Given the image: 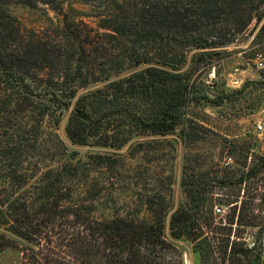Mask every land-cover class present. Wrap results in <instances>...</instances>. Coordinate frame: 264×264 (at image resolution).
Masks as SVG:
<instances>
[{
    "label": "trees",
    "instance_id": "obj_1",
    "mask_svg": "<svg viewBox=\"0 0 264 264\" xmlns=\"http://www.w3.org/2000/svg\"><path fill=\"white\" fill-rule=\"evenodd\" d=\"M15 6L59 14L56 33H24ZM263 18L264 0H0V255L15 252L16 264H180L178 241L207 254L208 234L225 227L213 208L200 222L215 181L183 161L184 202L173 211L174 164H132L161 146L176 151L171 141L133 142L123 154L69 143L120 151L177 131L183 147L198 142L206 128L194 110L225 99L204 81L211 59ZM259 43L264 23L250 48ZM256 161L235 184L264 168ZM255 264H264V235Z\"/></svg>",
    "mask_w": 264,
    "mask_h": 264
},
{
    "label": "rangeland",
    "instance_id": "obj_2",
    "mask_svg": "<svg viewBox=\"0 0 264 264\" xmlns=\"http://www.w3.org/2000/svg\"><path fill=\"white\" fill-rule=\"evenodd\" d=\"M11 11L21 31L33 32L38 37L55 34L56 24L61 20L59 14L49 9L43 14L15 6ZM256 30L251 36H245L247 40L243 43L219 48L223 53L211 59L212 66L204 81L209 85L211 93L223 92L225 99L220 107L194 110L196 119L206 128L201 140L186 148L182 146L180 151V144L173 137L153 139L151 141H171L177 150L172 151V146H161L156 152L139 154L132 161L133 165L152 162L151 165L161 171L174 164L176 182L179 163L181 167L185 161L203 179L215 181L206 195V208L202 209L200 222L204 224L203 220L210 216L211 208H224L225 217L221 221L222 226H225L221 231L224 235L212 237L208 234L211 248L207 254L194 251L193 243L178 241L176 246L180 249V264H255L258 243L264 235V168L259 169L254 178L243 184L234 182L241 173L258 164L257 158H264V130L255 133L253 129L256 119L264 121V88L256 85L264 82V43L250 48L251 38ZM257 62H262L263 68L258 69ZM236 91L240 92L235 94ZM177 133L172 136L176 137ZM141 141L145 140L137 139L135 142ZM74 149L81 153H103L94 149ZM169 152L175 154V158H170ZM228 157L231 161L227 164L225 158ZM220 181L225 184L219 185ZM176 202H184L177 184L174 188V207ZM232 218L233 223L230 224ZM243 219L252 225H241ZM219 222L217 219L215 225L219 226ZM241 249L245 251L244 254L238 252ZM235 251L238 253L235 254ZM17 262L18 256L13 251L0 255V264Z\"/></svg>",
    "mask_w": 264,
    "mask_h": 264
},
{
    "label": "water",
    "instance_id": "obj_3",
    "mask_svg": "<svg viewBox=\"0 0 264 264\" xmlns=\"http://www.w3.org/2000/svg\"><path fill=\"white\" fill-rule=\"evenodd\" d=\"M263 23H264V18H263L262 21L260 22V24H259V26H258L256 32H255L254 35L252 36L251 40L254 39L255 35H256L257 32L259 31V29L261 28V26L263 25ZM251 40H250V41H251ZM150 66H152V65H145V66H142V67H140V68H138V69H136V70H132V71L126 73V74H123V75L119 76L118 78L123 77V76H126V75H129V74H131V73H133V72H135V71H137V70H141V69H144V68H147V67H150ZM99 86H100V85H96V86H93V87L88 88V89H86V90H82V91H80V92L76 95V98H77V96H79L80 94H82V93H84V92H87V91H89V90H91V89L97 88V87H99ZM66 120H67V117H66L65 120L63 121V124H62V126H61V132H62L63 137L67 140V138H66V136H65V133H64V126H65ZM167 137H173V138L177 139V137H174V136H157V137H148V138H141V139H143V140H153V139L167 138ZM141 139H139V140H141ZM177 140H178V139H177ZM67 141H68V140H67ZM135 141H136V140H132L131 142H129V143L125 146V148H123L122 150H126V149L130 146V144L133 143V142H135ZM179 144H180V151H181V147H182L181 142H180ZM69 145L72 146L73 148H82V149H85V150H86V149H92V150L94 149V150H100V151H103V152H119V151L107 150V149H102V148L74 146V145H72V144H70V143H69ZM122 150H120V151H122ZM180 160H181V156H180ZM178 169H179V170H178V177H177V182H176V184H177V188L179 189L180 175H181V167H180V163H179V168H178ZM176 201H177V200H176ZM177 205H178V204H177V202H176L173 211L176 209ZM173 211H172V212H173Z\"/></svg>",
    "mask_w": 264,
    "mask_h": 264
},
{
    "label": "built area",
    "instance_id": "obj_4",
    "mask_svg": "<svg viewBox=\"0 0 264 264\" xmlns=\"http://www.w3.org/2000/svg\"><path fill=\"white\" fill-rule=\"evenodd\" d=\"M257 68L261 69L263 68V63L262 62H257ZM263 112H264V107H263ZM253 129L255 133H261L264 130V121L261 118H258L255 120L254 124H253ZM227 164L231 161V158H225ZM212 215L216 218V219H224L225 217V210L222 207H217L215 206L212 210Z\"/></svg>",
    "mask_w": 264,
    "mask_h": 264
}]
</instances>
